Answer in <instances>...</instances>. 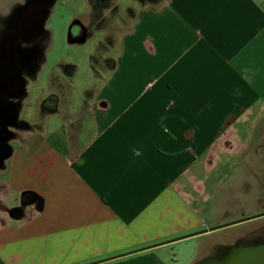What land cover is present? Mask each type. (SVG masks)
I'll use <instances>...</instances> for the list:
<instances>
[{
	"label": "crops",
	"instance_id": "1",
	"mask_svg": "<svg viewBox=\"0 0 264 264\" xmlns=\"http://www.w3.org/2000/svg\"><path fill=\"white\" fill-rule=\"evenodd\" d=\"M117 10L111 0L104 15ZM126 11L104 47L115 54L99 68L94 56L78 96L64 78L78 66L61 63L42 128L28 119L0 167V206L7 192L17 200L0 210V264H196L255 218L209 228L264 209L226 205L264 148V0ZM24 191L40 199L24 203Z\"/></svg>",
	"mask_w": 264,
	"mask_h": 264
},
{
	"label": "flooded vegetation",
	"instance_id": "2",
	"mask_svg": "<svg viewBox=\"0 0 264 264\" xmlns=\"http://www.w3.org/2000/svg\"><path fill=\"white\" fill-rule=\"evenodd\" d=\"M32 2L0 0V158L7 156L13 145L25 139L32 129L29 118L25 116L26 100L30 95L28 87L46 62L50 35L45 24L41 29L39 15L33 14ZM92 2L87 20L76 18L73 21L70 40L92 36L95 30L107 24L109 17L104 15V11L110 6V0ZM33 34H37L36 37H30ZM52 99L42 102V108H50ZM38 117L40 120L36 127L41 129L43 120L41 116ZM261 213H264V209ZM257 218H264V214ZM259 219L258 225L250 231L241 232L236 228L234 233L226 235L223 238L224 246L264 244V219ZM229 227L231 225L225 228ZM224 246L215 248L221 250Z\"/></svg>",
	"mask_w": 264,
	"mask_h": 264
},
{
	"label": "rangeland",
	"instance_id": "3",
	"mask_svg": "<svg viewBox=\"0 0 264 264\" xmlns=\"http://www.w3.org/2000/svg\"><path fill=\"white\" fill-rule=\"evenodd\" d=\"M89 1V4H88ZM56 0L53 4L50 14L45 22V27L49 32L47 41L48 48L46 49L47 59L42 66L41 71L34 80L30 83L29 98L26 100L25 116L29 119L39 116L41 113L42 98L45 97L50 91L51 87L56 85V77L59 79L64 75L60 64L63 62L73 63L78 66V71L75 78L64 76L65 79H72V86H69L72 95L78 96L79 90L87 86L88 80L94 75L93 67H95L94 56L97 58L96 65L98 68L103 63V59L115 54L114 49H104L105 45L108 46L110 41V28L118 29L123 24V17H127V7L135 0H119L121 6V14L119 11H106L110 12V17L105 25L107 30H95L93 36L83 44L70 43L69 33L70 27L76 18L88 19L89 7H93L92 0ZM89 5V6H88ZM105 12V11H104ZM104 29V28H103ZM73 33L75 31L73 30ZM99 48L103 49L99 52ZM98 51V53L93 52ZM93 66V67H92ZM103 69V67H102ZM69 71L72 69L69 68ZM100 71V70H99ZM68 87V88H69ZM254 165L245 168V177H249L250 181H239L236 186V193L229 196L226 205L232 209L235 215H242L251 210H259L263 202L264 196V148L258 149L257 154L254 155ZM6 205H1L0 210L4 212L7 206L17 202L16 197L11 192H7L2 196ZM7 212V211H6ZM259 212H257L258 214ZM256 214V213H255ZM243 218V217H242ZM259 218H255L252 224H238V230L241 232L250 231L255 227Z\"/></svg>",
	"mask_w": 264,
	"mask_h": 264
},
{
	"label": "water",
	"instance_id": "4",
	"mask_svg": "<svg viewBox=\"0 0 264 264\" xmlns=\"http://www.w3.org/2000/svg\"><path fill=\"white\" fill-rule=\"evenodd\" d=\"M55 1L56 0H33V14L36 13L39 15V25L41 26V29L44 28V24L50 14L51 8ZM36 35L37 34H33V36L30 35V37L34 38L36 37ZM76 41H82V39L70 40L71 43H74ZM11 153L12 148L7 156H3L0 158V167L4 166L5 160L10 156ZM263 214L264 213L237 219L235 221L220 224L209 229L213 230L216 228H225L247 219L259 217ZM196 264H264V244L224 246L221 250H219L217 254L207 256L204 259L198 261Z\"/></svg>",
	"mask_w": 264,
	"mask_h": 264
},
{
	"label": "trees",
	"instance_id": "5",
	"mask_svg": "<svg viewBox=\"0 0 264 264\" xmlns=\"http://www.w3.org/2000/svg\"><path fill=\"white\" fill-rule=\"evenodd\" d=\"M110 3H111V0H110ZM21 198L24 203H30L32 201L39 200L40 196L36 192H33V191H24L21 195Z\"/></svg>",
	"mask_w": 264,
	"mask_h": 264
}]
</instances>
